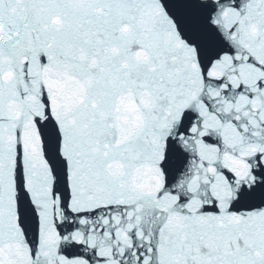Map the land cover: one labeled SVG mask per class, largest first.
<instances>
[{"label":"snow or ice","instance_id":"snow-or-ice-1","mask_svg":"<svg viewBox=\"0 0 264 264\" xmlns=\"http://www.w3.org/2000/svg\"><path fill=\"white\" fill-rule=\"evenodd\" d=\"M0 264H264V0H0Z\"/></svg>","mask_w":264,"mask_h":264}]
</instances>
